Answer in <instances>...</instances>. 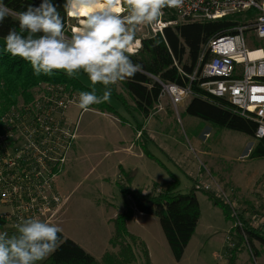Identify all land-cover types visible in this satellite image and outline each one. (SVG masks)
I'll use <instances>...</instances> for the list:
<instances>
[{
  "label": "rangeland",
  "instance_id": "1",
  "mask_svg": "<svg viewBox=\"0 0 264 264\" xmlns=\"http://www.w3.org/2000/svg\"><path fill=\"white\" fill-rule=\"evenodd\" d=\"M69 25L70 32L73 26H79L72 17ZM248 47H260L264 53V38L248 39ZM0 48L3 49L2 37ZM260 54L261 51L251 53L252 56ZM76 77L92 88L85 74L79 73ZM95 87L100 94L103 85ZM110 87L115 93L122 94L128 111L113 94L107 103L116 113L102 112L92 106L93 110L84 112L77 107L78 97L66 110L68 123L75 125L77 138L74 150L70 152V160L74 155L71 168H68L69 161L57 179L62 196L67 197L61 220L57 223L65 237L97 259L105 251L112 250L109 239L113 234V219L128 202L127 196L116 185L121 178L119 168H116L117 157L125 170L134 172L132 187L153 192L165 188L173 177L182 193L188 192L195 182L200 187L207 185L228 199L233 210L244 211L252 227L264 230V156H248L255 139L236 130L214 127L187 114L185 105L190 97L173 106L169 96L164 94L150 115L144 118L135 111L122 82ZM138 123L146 125L152 137V141L142 138L138 143L144 153L141 158L135 159L139 149L133 144L124 155L114 152L119 141L135 139L137 131L134 128ZM195 194L200 214L186 250L188 260L167 259L166 251L169 255L171 252L155 215L135 213L127 222L128 231L145 243L151 264H227L226 245L232 244L231 228L235 224L241 227V220L232 223L203 191L196 190ZM254 247L257 255L252 256L244 248L238 254L236 264H264L263 247L258 241H254ZM139 249L135 246L137 255ZM195 250L201 262L192 260Z\"/></svg>",
  "mask_w": 264,
  "mask_h": 264
},
{
  "label": "trees",
  "instance_id": "2",
  "mask_svg": "<svg viewBox=\"0 0 264 264\" xmlns=\"http://www.w3.org/2000/svg\"><path fill=\"white\" fill-rule=\"evenodd\" d=\"M52 2L57 5L60 15L64 18L65 33L70 36L71 17H68L64 11L65 0H52ZM4 3L15 11H23L29 4L38 5L40 0H4ZM170 16L175 18L174 13ZM240 19V14H236L214 20L181 21L172 27L165 28L163 35L157 34L141 39L140 48L130 54V59L133 63L142 65L143 72H138L135 76L122 81V87L133 101L135 111L147 118L159 101L161 83L189 86L193 94L185 105L187 114L207 121L214 127L236 130L252 137L256 142L248 156L262 157L264 156V136L255 137L256 123L236 114L230 103L207 94L198 86L199 81L190 80L188 77L196 67L199 69L205 59L211 56L207 52L205 59L199 62L202 45L214 36L231 32ZM13 27L18 30V22L15 18H6L0 25V37L4 38ZM41 83H59L76 93L92 90L83 85L76 76L70 78L63 72L37 76L30 63L19 57L5 54L0 48V132L3 114L18 102L30 101L33 98L34 89ZM112 94L128 111L122 94L115 93L113 90ZM92 107L102 112L116 113L107 102L92 105ZM142 125L138 123L135 126L140 130L138 138L146 139L148 133L142 129ZM119 171L121 178L117 180L116 185L127 196L128 202L125 209L118 212L113 219V234L109 239L112 250L105 251L97 259L75 241L60 233L61 241L57 250L38 264H151L145 243L127 229V222L136 212L153 214L158 218L168 247L174 259L178 261L199 218L196 190L203 191L214 205L220 206L226 219L231 220L232 223L236 219L241 220V227L235 224L231 228L232 245H226L227 264H236L237 256L244 248H247L252 256L257 255L254 241H258L264 249V230L252 227L250 218L244 216V211L233 210L228 199L216 194L210 188H196L195 182L188 192L182 193L177 179L173 177L165 188L153 192L145 191L139 187H132L131 179L134 173L132 170L119 167ZM3 231L11 235L16 230L7 226L0 217V232ZM135 246L140 248L138 255L135 252Z\"/></svg>",
  "mask_w": 264,
  "mask_h": 264
},
{
  "label": "built area",
  "instance_id": "3",
  "mask_svg": "<svg viewBox=\"0 0 264 264\" xmlns=\"http://www.w3.org/2000/svg\"><path fill=\"white\" fill-rule=\"evenodd\" d=\"M174 13L175 18L170 15ZM240 14L243 20L231 32L214 36L202 45L199 62L190 80L207 94L226 100L234 112L256 123L255 137L264 136V53L249 48L248 39L264 38V0H183L178 8L166 7L154 26L137 31L131 53L141 39L163 35L181 21L214 20ZM261 51L260 55L250 53ZM173 106L193 94L189 86L161 83ZM78 93L62 84L41 83L33 98L18 102L2 116L0 132V217L14 228L20 218L37 217L57 224L66 206L57 184L77 131L68 123L66 110ZM196 184V188H199ZM208 189L207 185L203 186ZM232 245V244H231Z\"/></svg>",
  "mask_w": 264,
  "mask_h": 264
},
{
  "label": "clouds",
  "instance_id": "4",
  "mask_svg": "<svg viewBox=\"0 0 264 264\" xmlns=\"http://www.w3.org/2000/svg\"><path fill=\"white\" fill-rule=\"evenodd\" d=\"M183 0H65L64 11L78 22L65 33L64 18L52 0L29 4L15 11L0 0V25L9 17L18 22L3 38V52L30 63L35 75L63 72L73 78L87 76L91 91L78 93L79 107L110 100L112 88L143 72L130 59L136 33L154 26L166 7L178 8ZM103 85L100 94L96 85ZM15 233L0 232V264H38L59 247L63 229L37 217L20 218Z\"/></svg>",
  "mask_w": 264,
  "mask_h": 264
},
{
  "label": "crops",
  "instance_id": "5",
  "mask_svg": "<svg viewBox=\"0 0 264 264\" xmlns=\"http://www.w3.org/2000/svg\"><path fill=\"white\" fill-rule=\"evenodd\" d=\"M143 127H142V129L143 130H146V132H147V130H148V128L146 127V125H142ZM134 130H135V132L137 131V134L135 135V139H133V140H129L128 142H126V141H124V140H121V141H119V143H118V145H117V148H114L113 149V151L115 152H118V153H120L121 155H124V154H126L125 152H128L129 151V147H131V145L133 144L134 146H136L138 149H139V146H138V143H140L141 142V139L140 138H138V135L140 134V130H138V129H136V127L134 128ZM148 133V136L146 137L147 139H149V140H151L152 141V137H151V135H150V132H147ZM144 141H147L146 139L144 140ZM137 150V149H136ZM134 152H135V150H134ZM135 154H136V157H135V159L137 158V159H139V158H141V156H142V154H144V153H141V150L139 149V150H137L136 152H135ZM120 156V155H119ZM117 159H118V163H117V167L116 168H119V167H122V168H124L123 166V163H122V161L117 157ZM133 159H134V157H133ZM73 161H74V155H73V158H72V160H70V162L68 163V168H71V163H73ZM127 167H129V166H127ZM125 169V168H124ZM135 170V169H134ZM136 214H138L139 216L140 215H142V213H139V212H136ZM190 241H191V238H190V240L188 241V243H187V245H186V247H185V249H184V252H183V255H182V257L180 258V260H178V261H184L185 259H187V258H185V255H186V250H187V248H188V246H189V243H190ZM168 246V245H167ZM171 252V251H170ZM150 254H151V252H150ZM166 257H167V259H171L172 257H173V255H172V253H171V255H169L168 254V252L166 251ZM194 259H196L198 262H201V257L199 256V254H198V251L197 250H195V256L192 258V260H194ZM188 260V259H187ZM191 260V261H192ZM188 262V261H187ZM190 262V261H189Z\"/></svg>",
  "mask_w": 264,
  "mask_h": 264
},
{
  "label": "bare ground",
  "instance_id": "6",
  "mask_svg": "<svg viewBox=\"0 0 264 264\" xmlns=\"http://www.w3.org/2000/svg\"><path fill=\"white\" fill-rule=\"evenodd\" d=\"M74 27H78V26H73V28H74ZM252 53H253V52H252ZM250 56H252L251 53H250ZM253 56H256V55H253Z\"/></svg>",
  "mask_w": 264,
  "mask_h": 264
}]
</instances>
